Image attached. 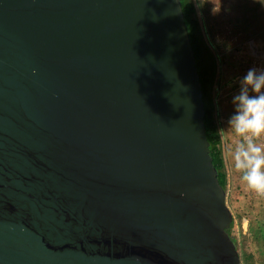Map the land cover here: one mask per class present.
<instances>
[{
	"label": "water",
	"instance_id": "1",
	"mask_svg": "<svg viewBox=\"0 0 264 264\" xmlns=\"http://www.w3.org/2000/svg\"><path fill=\"white\" fill-rule=\"evenodd\" d=\"M180 0H0V264H241Z\"/></svg>",
	"mask_w": 264,
	"mask_h": 264
},
{
	"label": "trees",
	"instance_id": "2",
	"mask_svg": "<svg viewBox=\"0 0 264 264\" xmlns=\"http://www.w3.org/2000/svg\"><path fill=\"white\" fill-rule=\"evenodd\" d=\"M180 1L203 93L202 99L205 110L203 121L209 141L210 155L217 169L218 180L228 195V204L232 206L234 212H232L233 221L227 229V233L236 244L240 253L241 264H264V214L262 210L264 196L248 188L241 179V174L235 170L230 155L239 143V138L232 133L227 124L228 117L233 111L231 99L238 91L239 85V81L234 80L238 74V71L235 70V62L229 63L227 61L229 72L224 76V86H227L233 94L232 96L229 95L225 105L223 104L225 100H220V104H223L221 110L215 102V96L218 94L215 89L219 86L221 88L223 84L221 83L222 80L218 78L217 57L211 46L214 45L220 50H227L233 45L231 37L225 35V26L213 12L210 0ZM255 10L254 8L251 9V11ZM252 14V18L255 19V14ZM239 20L234 19L232 21V30L235 34L241 29L239 27L241 21ZM244 20L246 28L243 27V29L246 32L251 24L247 22L246 16H244ZM220 116L223 117V122L219 120ZM261 142H264V137L261 138ZM230 182L236 185L233 190L229 189ZM244 189L247 191L243 192ZM243 218L248 223L246 230L243 228ZM236 224L238 225V232L236 230L234 232Z\"/></svg>",
	"mask_w": 264,
	"mask_h": 264
},
{
	"label": "clouds",
	"instance_id": "3",
	"mask_svg": "<svg viewBox=\"0 0 264 264\" xmlns=\"http://www.w3.org/2000/svg\"><path fill=\"white\" fill-rule=\"evenodd\" d=\"M228 127L239 138L232 164L248 188L264 196V69L249 68L232 96Z\"/></svg>",
	"mask_w": 264,
	"mask_h": 264
},
{
	"label": "rangeland",
	"instance_id": "4",
	"mask_svg": "<svg viewBox=\"0 0 264 264\" xmlns=\"http://www.w3.org/2000/svg\"><path fill=\"white\" fill-rule=\"evenodd\" d=\"M210 4L212 6L213 12L217 15L218 20L223 22L225 26V35L231 37V45L227 50H218L223 58V67H222V78L221 83L223 86L220 88V96L219 99H224V105L227 103V98L229 95L232 96V92L228 90V87L224 86V76L229 71L227 70L228 62H235L236 67L235 70L238 71L237 76L235 77V81H239L240 77L244 75V73L251 68L255 63L261 62L264 59V0H210ZM256 9L255 11H251V9ZM255 14L252 18L253 14ZM202 16L201 14H199ZM244 16L247 17V22H250V28L245 32L243 29L246 28L244 21ZM243 18V19H242ZM240 19L239 27L241 28L237 34L233 32V20ZM244 20V21H243ZM262 39L263 46V54L262 56H254L250 50H248L247 44L249 42L254 43L255 40ZM227 58V59H226ZM223 104H220L222 109ZM233 182H230V190L234 189ZM247 191L244 189L243 192ZM226 194V202L228 204ZM230 210H232V206L228 204ZM264 214V207H263ZM234 213V212H233ZM247 225V222H245ZM238 232V225L235 226L234 232Z\"/></svg>",
	"mask_w": 264,
	"mask_h": 264
},
{
	"label": "built area",
	"instance_id": "5",
	"mask_svg": "<svg viewBox=\"0 0 264 264\" xmlns=\"http://www.w3.org/2000/svg\"><path fill=\"white\" fill-rule=\"evenodd\" d=\"M212 48V51L214 52L215 56L217 57V64H218V78L221 80V77H222V67H223V58H222V55L220 54L218 48L216 46H211ZM252 67H255L257 68L258 70L259 69H264V59L261 60V62H258V63H255ZM216 91H218V94L217 96H215V102L217 103L218 105V108L221 110V107H220V99H219V93H220V86L219 87H216L215 89ZM219 120L221 122L224 121L223 117L220 116ZM236 222V221H235ZM247 220L245 218H243V228L244 230H246V223ZM237 225V224H236Z\"/></svg>",
	"mask_w": 264,
	"mask_h": 264
},
{
	"label": "crops",
	"instance_id": "6",
	"mask_svg": "<svg viewBox=\"0 0 264 264\" xmlns=\"http://www.w3.org/2000/svg\"><path fill=\"white\" fill-rule=\"evenodd\" d=\"M264 33V32H263ZM263 42L262 39L260 40H255L254 43L252 42H249V45L247 44V47H248V50H250V52L255 56H262L263 54V46L261 43ZM246 226V229H247V226H248V223Z\"/></svg>",
	"mask_w": 264,
	"mask_h": 264
}]
</instances>
